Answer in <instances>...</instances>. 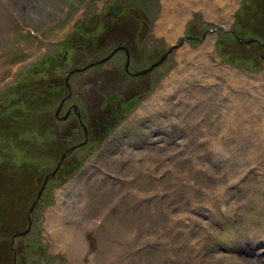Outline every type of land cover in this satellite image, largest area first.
I'll return each instance as SVG.
<instances>
[{
	"label": "rangeland",
	"instance_id": "rangeland-1",
	"mask_svg": "<svg viewBox=\"0 0 264 264\" xmlns=\"http://www.w3.org/2000/svg\"><path fill=\"white\" fill-rule=\"evenodd\" d=\"M101 1L0 0V264H14L10 235L28 226L14 239L17 264H70L49 229L52 216L81 223L100 208L104 215L93 220L104 226V248L111 255L115 246L126 252L116 250L115 264H264V66L258 53L225 42L238 0L213 17L189 10L179 34L165 40L167 48L176 45L165 74L152 82L128 129L65 157L29 212L45 176L81 135L43 133L33 125L32 85L24 77L35 56L79 27ZM153 1L162 8V0ZM225 1L215 0L216 6ZM207 39L205 60L180 57L183 47L196 50ZM178 67L191 77L168 88ZM21 98L29 103L26 111ZM144 118L151 119L149 133H136ZM85 227L83 261L89 264L100 238L93 225Z\"/></svg>",
	"mask_w": 264,
	"mask_h": 264
},
{
	"label": "flooded vegetation",
	"instance_id": "flooded-vegetation-1",
	"mask_svg": "<svg viewBox=\"0 0 264 264\" xmlns=\"http://www.w3.org/2000/svg\"><path fill=\"white\" fill-rule=\"evenodd\" d=\"M164 1L168 0H162L160 9L153 0L96 2L94 12L82 17L79 27L67 31L50 50L34 57L31 71L24 77L29 78L32 85L33 125H40L43 133L81 135V140L71 146L72 150L68 149L65 157L87 144L98 145L107 133H122L128 129L126 123L143 107L152 82L165 74V63L176 47L167 48L165 40L172 41L179 34L190 9L202 8L203 13L213 17L219 11L226 14L232 4L226 0L216 6L213 0V8H216L208 14L199 3L193 5L185 2L187 0L168 3L169 9L175 10L180 5L187 14L175 30L174 21H166V24L163 19ZM224 34L228 47L241 50L245 46L253 52L252 56L258 53L259 56L255 54L259 58L257 64L264 66V0H238L229 13ZM187 38L191 36H183L182 40ZM215 67L218 71L230 69L228 65ZM178 70L179 67L165 84L177 81L175 72ZM148 121L151 119L144 118L136 133H149L147 128H151V124ZM65 157L54 176L63 168ZM44 192L45 189L40 201ZM1 195L5 194L1 192ZM3 222L0 220V224ZM9 249L13 263L17 264L19 252L14 240H10Z\"/></svg>",
	"mask_w": 264,
	"mask_h": 264
},
{
	"label": "bare ground",
	"instance_id": "bare-ground-1",
	"mask_svg": "<svg viewBox=\"0 0 264 264\" xmlns=\"http://www.w3.org/2000/svg\"><path fill=\"white\" fill-rule=\"evenodd\" d=\"M185 1V0H184ZM229 1V0H228ZM227 1V2H228ZM168 1H164V11H163V19L166 21H174L175 24L173 23V26L175 27L174 29H178L179 26H181V23L183 22V19L185 18V16L187 15L185 13V10L183 7H181L179 5V8L175 9V10H171L169 9V4L167 3ZM175 2V0L173 1ZM185 2H191V4L193 5H197V3L200 2V4L202 6H204L207 9L208 14H210L211 12L214 11L213 8V0H187ZM175 4H173L174 6ZM178 5V4H177ZM172 6V7H173ZM219 6V5H218ZM224 6V5H223ZM196 7V6H195ZM171 8V7H170ZM188 9V8H187ZM202 9V8H201ZM200 9V10H201ZM205 9V10H206ZM205 12V11H204ZM224 13V12H223ZM216 15V14H214ZM185 21V20H184ZM164 22V23H165ZM167 24V22H166ZM161 25V24H160ZM163 26V25H162ZM161 26V28H162ZM172 26V27H173ZM171 27V28H172ZM168 28V27H167ZM170 31V30H169ZM174 37V36H173ZM210 41H205L204 44L199 48V49H190L187 47V45L185 47H183L180 51L182 53L181 56L183 55H187V54H191L195 59L198 60H205L207 57V52H209L208 50L211 48V43H209ZM211 50V49H210ZM184 53V54H183ZM185 57V56H184ZM193 58V59H194ZM197 61V60H196ZM183 66V65H182ZM181 66V67H182ZM214 66V65H213ZM181 67L179 68L178 71L175 72L176 75V79L179 80L183 79V78H187L188 76L191 77V73L190 71H187V73L185 72V70H182ZM184 67V66H183ZM182 67V68H183ZM186 67V66H185ZM221 71V70H220ZM172 78V76H171ZM173 79V78H172ZM168 81V80H167ZM170 81V80H169ZM171 82V81H170ZM175 83V81H174ZM169 85V87H171L173 85V83H169L167 84ZM167 87H163V91L168 90L166 89ZM165 94V92H164ZM71 185V184H70ZM73 188V187H72ZM79 189V188H78ZM65 195V194H64ZM86 195V194H85ZM75 197V196H74ZM86 199V198H85ZM78 201V202H77ZM76 202L79 203L80 201L77 200ZM87 201V200H86ZM71 204V203H70ZM76 204V203H75ZM87 204V203H86ZM81 205V204H80ZM83 207V206H82ZM78 208V207H76ZM64 210V209H63ZM105 208H100L99 212L97 210H92L93 213L91 214L92 216L86 218L85 221L83 222H79V223H75L73 221V219L67 223V221H65V219L60 216L59 214L56 215V218L53 219L52 216V221L50 224L49 229L52 231V235L53 237L56 239L57 243L59 244V248L65 250V254H67L68 257V261L70 264H85L83 261V257L84 254L86 253V247H87V240L85 239V233H84V227H88L90 228L91 225H93L92 228L95 229L96 233L99 235L100 238V245H99V249L97 252H95L91 259H90V263L89 264H103L100 263L98 260L99 259H107L109 258L108 261H106L107 264H115L114 260H113V255L116 254V250L118 249V253H123L124 256V248L123 247H118L115 246L114 249L112 248L111 251L114 252V254H110L107 249L108 248H104L103 243L101 241V239L103 238V236H105V234L103 233V227H101V225H99V227L97 226V222H95L93 219H97L98 221L101 220V217L104 215L105 213ZM53 211H55V213H57V211H61L59 209H54ZM67 211V210H66ZM86 211V210H84ZM69 212V211H68ZM98 212V213H97ZM54 213V214H55ZM61 213V212H60ZM73 213V212H72ZM84 213V212H83ZM82 213V214H83ZM53 214V215H54ZM77 221V220H75ZM106 222V221H105ZM84 223V224H83ZM108 223V222H107ZM83 225V226H82ZM88 225V226H87ZM105 225V223H104ZM110 225V224H109ZM108 225V226H109ZM114 225V224H113ZM90 226V227H89ZM85 227V228H86ZM112 227V226H111ZM111 227H108V229H111ZM116 228V227H115ZM119 228V227H118ZM73 229H75L76 231H74ZM114 229V228H113ZM102 232V233H101ZM149 237V236H148ZM131 238V237H130ZM146 238V237H145ZM131 240V239H130ZM133 240V239H132ZM141 243V242H140ZM142 244V243H141ZM146 244V243H145ZM126 245V244H125ZM138 245V244H137ZM122 246V245H120ZM139 246V245H138ZM129 247V246H127ZM137 247V246H135ZM145 247V246H144ZM57 248V247H56ZM149 248V247H148ZM142 249V248H141ZM143 250V249H142ZM121 251V252H120ZM125 251H127V249H125ZM140 252V251H139ZM123 256H122V261H123ZM107 257V258H106ZM126 260V259H124ZM120 263V262H118ZM117 263V264H118ZM121 264H132L129 261L126 262H121Z\"/></svg>",
	"mask_w": 264,
	"mask_h": 264
},
{
	"label": "water",
	"instance_id": "water-1",
	"mask_svg": "<svg viewBox=\"0 0 264 264\" xmlns=\"http://www.w3.org/2000/svg\"><path fill=\"white\" fill-rule=\"evenodd\" d=\"M159 62H160V61H159ZM159 62L153 64L150 68H152L153 66L157 65ZM72 149H73V147L70 148V150H72ZM65 156H66V153H63V154L60 156V160H59L57 166L55 167V169H54L52 172H50L48 175H46V177H45V179H44V181H43V183H42V185H41V187H40V189H39V191H38V193H37V195H36V198H35L34 202L32 203L31 207L29 208V212L32 211V208H33L34 205L36 204L37 200L40 198V195H41V193H42V190H43L44 186L46 185L47 180H48L50 177L54 176V174L56 173L57 169H58L59 166H60V162L62 161V159H63ZM27 219H28V221H29V225H30L31 222H30V216H29V215H27ZM29 229H30V226L26 227V228H25L24 230H22V231H19V232H15V233H13L12 235H10V240L13 242L14 238H16V237H24V236L28 233Z\"/></svg>",
	"mask_w": 264,
	"mask_h": 264
},
{
	"label": "trees",
	"instance_id": "trees-1",
	"mask_svg": "<svg viewBox=\"0 0 264 264\" xmlns=\"http://www.w3.org/2000/svg\"><path fill=\"white\" fill-rule=\"evenodd\" d=\"M20 106H21V110L22 111H26L27 110V108H28V106H29V103L27 102V100L25 99V98H21V100H20ZM155 126H159V125H155ZM2 172V171H1ZM52 179H54V177L52 178ZM51 179V180H52ZM3 181V180H2Z\"/></svg>",
	"mask_w": 264,
	"mask_h": 264
}]
</instances>
